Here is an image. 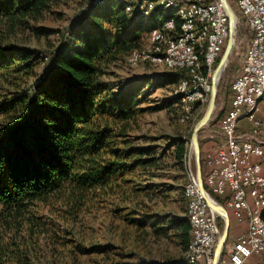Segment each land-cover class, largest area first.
I'll list each match as a JSON object with an SVG mask.
<instances>
[{"label": "trees", "instance_id": "trees-1", "mask_svg": "<svg viewBox=\"0 0 264 264\" xmlns=\"http://www.w3.org/2000/svg\"><path fill=\"white\" fill-rule=\"evenodd\" d=\"M54 1L0 0V23L37 18ZM140 5L133 4V11L128 12L123 0H87L65 36L67 42L61 43L53 52L41 77L37 73L43 57L35 50L0 48V79L7 71L36 78L29 89L0 105V112L13 111L17 120L0 135V264H32L30 251L20 235L22 217L34 200L65 189L72 197H84L89 188L111 187L136 166L156 165L154 149L135 148L129 136L131 122L144 112L139 107L145 101L144 95L139 98L138 94L142 86L134 92L126 88L115 91L103 79L111 63L142 50L144 34L173 17L170 10L158 6L148 16L143 15ZM237 11L238 19H244ZM174 20L172 33L178 34L180 21L177 17ZM34 30L37 34L52 33L44 27ZM234 66L230 62L224 72V88L228 85L230 105L219 122L231 109L232 85L238 74L229 84ZM185 76L184 70L160 74L155 85L177 86ZM170 101L180 102L181 97L176 94ZM200 143L205 188L225 206L227 198L214 194L206 183L204 143ZM172 145H176V162L183 166L188 153L186 140L179 139ZM228 213L232 218L229 210ZM169 220L180 235L186 254L192 238L191 223L187 216ZM231 230L232 220L230 233ZM187 260L184 257L175 264L200 263V260Z\"/></svg>", "mask_w": 264, "mask_h": 264}, {"label": "rangeland", "instance_id": "rangeland-1", "mask_svg": "<svg viewBox=\"0 0 264 264\" xmlns=\"http://www.w3.org/2000/svg\"><path fill=\"white\" fill-rule=\"evenodd\" d=\"M175 1L179 5L186 3L185 0ZM86 2L56 0L37 18L0 23V48L27 47L35 50L43 57L37 76H44L53 52L61 43L67 42L65 36ZM229 2L237 15L235 45L229 59V63L235 65L231 84L242 66L251 33L244 19H238L234 2ZM142 5L144 10L148 9L149 0H144ZM36 27L50 29L52 33L37 34ZM150 32L144 34L142 40L145 44L143 50L147 53L154 46ZM171 72L174 70L147 59L135 66L130 65L127 56L119 57L107 67L103 79L115 91L126 88L134 92L142 86L138 94L139 98L144 95L145 101L139 105L144 112L131 122L129 136L135 148L154 149L156 165L136 166L111 187L89 188L84 197H72V193L65 189L34 200L22 217L20 235L22 243L30 251L32 264H175L183 260L185 253L181 237L169 219L187 216L185 185L196 176L191 137L209 101L198 107L190 122H181L182 102L170 101L176 95V85H155L158 75ZM224 77L225 73L220 80L216 110L200 132V141L204 144H215L221 139L219 119L230 105ZM35 80L34 77L22 76V73L17 75L14 71H7L0 79V105L15 94H22ZM14 115L13 111L0 112V135L17 122ZM245 124L246 120H242L241 125ZM179 139L186 140L188 148L183 166L176 162V145H172ZM218 221L221 236L224 219L219 216ZM195 261L199 260L192 262ZM201 261L197 264H202Z\"/></svg>", "mask_w": 264, "mask_h": 264}, {"label": "built area", "instance_id": "built-area-1", "mask_svg": "<svg viewBox=\"0 0 264 264\" xmlns=\"http://www.w3.org/2000/svg\"><path fill=\"white\" fill-rule=\"evenodd\" d=\"M199 1L203 4L204 20L209 24L210 42L213 43L211 64L214 73L216 61L229 38V18L220 0H215L214 6H206V2ZM233 2L243 15L251 36L242 66L232 85L231 109L219 122L221 139L204 153L206 183L214 194L227 198L225 207L235 215V220L246 224V229L236 240L225 245L219 264H248L254 256L259 258L257 264H264L262 225L257 223V227H249L244 212V203H252L257 219L258 210L264 203V117L259 114L260 109L251 110V117L247 120L249 128L238 122V113L250 110V102L260 90V84L264 83V0ZM139 4H143L142 1H137ZM180 55L182 60L187 59L184 41ZM192 76L196 83L195 73ZM242 193H249V202H242ZM193 198L196 246L191 257H200V250H207V261L203 262L213 264L221 233L219 215L209 208L197 180Z\"/></svg>", "mask_w": 264, "mask_h": 264}, {"label": "bare ground", "instance_id": "bare-ground-1", "mask_svg": "<svg viewBox=\"0 0 264 264\" xmlns=\"http://www.w3.org/2000/svg\"><path fill=\"white\" fill-rule=\"evenodd\" d=\"M127 4V11H133V4L141 0H123ZM182 5L175 0H149L148 9L144 10L143 5L139 10L146 15L155 7L170 10L172 18L165 20L159 27H155L150 32L154 46L148 53L145 50H138L127 57L130 65H137L144 59L162 64L172 70H184L186 76L183 77L176 86L175 93L180 95L182 102V114L180 121L190 122L198 107L209 101L212 86L213 65V43L210 42L209 24L204 20V7L199 0H185ZM215 0H203L206 6H214ZM144 0H142V3ZM146 2V0H145ZM98 3V2H96ZM180 21L181 31L178 34L172 33L175 29V20ZM182 41L187 46V59L182 60L180 48ZM196 76V83L193 74ZM187 93V95H186ZM264 97V83L260 84V90L250 102V110H240L238 122L244 118L251 117V110H258L261 99ZM196 192V177L191 178L185 185V194L188 198L187 218L192 226V238L185 254L189 261H207V250H200V257H191L195 253L196 246V216L192 214L194 198ZM242 202H249V193H242ZM244 212L247 215L249 227H257V223L262 225L264 232V203L258 210L256 219L255 209L252 203H244ZM235 216V215H234Z\"/></svg>", "mask_w": 264, "mask_h": 264}, {"label": "water", "instance_id": "water-1", "mask_svg": "<svg viewBox=\"0 0 264 264\" xmlns=\"http://www.w3.org/2000/svg\"><path fill=\"white\" fill-rule=\"evenodd\" d=\"M220 1L223 4L229 18L230 34L227 41V45L223 51V54L221 55L220 62L215 68V71L212 76V90L206 111L204 115L201 117V119L195 125L191 137V145L196 159V180L200 193L203 195L209 208L224 219V228L215 248L213 264H219L223 249L225 248L226 242L229 237V233L231 229V218L229 216L226 207L223 204L219 203L205 188L204 179L202 175V164H201L200 132L205 127V125H207L209 121L212 119V115L216 110L220 80L222 78V75L226 67L228 66L230 56L234 49V45H235L234 33H235V28L237 26V15L229 0H220Z\"/></svg>", "mask_w": 264, "mask_h": 264}, {"label": "crops", "instance_id": "crops-1", "mask_svg": "<svg viewBox=\"0 0 264 264\" xmlns=\"http://www.w3.org/2000/svg\"><path fill=\"white\" fill-rule=\"evenodd\" d=\"M180 1H183V0H180ZM259 114L264 117V97L261 99L260 101V104H259ZM242 120H246V124L244 126H247V128H249V123H247V118H244V119H241L239 122L241 123ZM214 144V143H213ZM211 142H206L203 146V152H207L211 147L212 145ZM256 159V158H255ZM257 160V159H256ZM264 164V163H263ZM246 229V224H239L236 220H235V216L233 218V221H232V230H231V233H230V237H229V240H227V243L226 245H230L232 244L237 236ZM259 261V258L254 256L253 258H251L249 261H248V264H257Z\"/></svg>", "mask_w": 264, "mask_h": 264}]
</instances>
